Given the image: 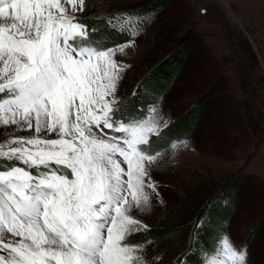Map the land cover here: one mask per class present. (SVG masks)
Here are the masks:
<instances>
[{"label": "snow or ice", "instance_id": "1", "mask_svg": "<svg viewBox=\"0 0 264 264\" xmlns=\"http://www.w3.org/2000/svg\"><path fill=\"white\" fill-rule=\"evenodd\" d=\"M86 36L62 0H0V125L31 132L0 140V264H148L126 240L157 191L149 166L163 153L141 146L162 124L155 106L115 118L125 45ZM246 258L222 231L200 254L201 264Z\"/></svg>", "mask_w": 264, "mask_h": 264}, {"label": "rangeland", "instance_id": "2", "mask_svg": "<svg viewBox=\"0 0 264 264\" xmlns=\"http://www.w3.org/2000/svg\"><path fill=\"white\" fill-rule=\"evenodd\" d=\"M165 1L158 13L136 17L129 13L155 0H76L75 10L69 0H62L68 15L96 22L111 18L110 27L126 31L132 41L122 44L123 51L117 49L114 56L124 68L114 93L118 108L115 118L138 115L155 106L162 124L159 135L141 146L163 155L149 166L156 193L151 194L150 204L143 211H134L144 227L130 235L176 226L184 216L182 211H194L184 196L179 201L180 195L188 192L203 199L205 192L214 189L213 194L219 193L214 204L218 203L222 214L227 209L229 212L224 218L218 209L212 211L215 216L204 214L199 228L196 220L194 243L204 228L211 229L213 241L222 231L234 246L247 250L246 264H264V0ZM185 41L192 46L182 72L168 86L153 85L152 95L136 104L133 113L121 114L154 66ZM97 43L102 48L107 46L102 41ZM204 97L211 103L193 125L190 136L174 137L175 126L170 123ZM184 121L180 120L179 128ZM30 134V130H16L14 125H0V140ZM172 141L187 143L171 149ZM257 226L259 231L252 242L245 244L248 233ZM181 240V235L173 234L137 245L148 264H191ZM213 241L193 248L191 253L199 259L196 264H201V249Z\"/></svg>", "mask_w": 264, "mask_h": 264}, {"label": "trees", "instance_id": "3", "mask_svg": "<svg viewBox=\"0 0 264 264\" xmlns=\"http://www.w3.org/2000/svg\"><path fill=\"white\" fill-rule=\"evenodd\" d=\"M165 0H155V2H152L148 4L147 6H144V8L138 9L137 11L133 13H129L132 16L136 17H143L145 15L150 14H156L160 10L163 9V7L166 5ZM90 15L89 13L85 16ZM127 15V14H126ZM111 18H104L99 20V22L90 20V18L85 17H78L77 22H80L84 25H86V31L87 36L84 38L86 40H95V41H102L106 43V47H114L118 45H122L124 43H127L130 40V37L128 36V33L126 31H117L115 28L110 27V21ZM78 40L80 37L77 38ZM192 46V42L185 41L181 44V46L177 47L176 50H174L167 58H165L163 61H161L159 64H156L154 68L148 73L147 80L144 82V84L140 85L139 87L135 89V94L131 99H128L123 106V109L121 111V114H128L133 113L136 109V104L143 103L145 98H148L152 93L151 87L154 86H161L165 87L168 86L170 82L178 74L182 72V68L185 64H187V61L189 59L190 54V48ZM105 47V48H106ZM137 83L135 82V85ZM134 82H132L131 85H129V89L133 87ZM144 96V97H143ZM137 102V103H136ZM211 103L210 99L207 97L202 98L197 102L196 104L190 106V109L184 113L178 119L177 121L174 120L170 123V125L175 126L173 128L172 134L175 135L174 137H181L186 138L190 136V133L192 131V127L194 124H196L197 120L199 121V117L203 112L208 110L209 107H207ZM116 117V116H115ZM121 117V116H117ZM185 119L184 123H182L180 128L178 127V123H180L181 119ZM250 117H247V120ZM177 122V123H176ZM176 123V124H175ZM165 129V128H164ZM163 130V129H162ZM108 131V130H105ZM164 133V132H163ZM165 134V133H164ZM167 135H165V139H167ZM22 166V165H21ZM34 171V170H33ZM67 174L70 175V172L68 170H64ZM230 183V182H229ZM230 185V184H229ZM236 185V183H235ZM214 189L211 191H207L204 193V198L200 199V196H193L191 193H184L183 195L179 196V201L188 199L189 204L194 208V211H182L184 213V216L181 217L180 223L172 225L169 228H165L164 226L162 228H158L155 230H149L145 231L139 234H132L127 237L126 243H129L131 245H137L142 242H147L149 239L155 240L160 236L162 237H170L175 235H181L182 240V249L186 253L185 258L188 262H191V264H196L199 262V259L196 256H193L192 250L195 249L197 245L199 244H211L213 241V232L210 228H204L199 231V237L198 240L195 242L193 240V233H194V226L196 224V220L199 221V219L204 215L211 213L214 209H218L221 213L219 216L224 218V215L229 212V209H227V212L222 214L220 208L215 202V197L217 194H213ZM222 209V208H221ZM215 216V215H213ZM218 216V217H219ZM259 227H255L252 231H250L245 239V244H248L249 242H252L253 236L259 231ZM262 227V226H261ZM165 228V229H164ZM193 231V232H192ZM164 232V233H163ZM163 235V236H162ZM191 248V251H188V249ZM185 259V260H186ZM193 260V262H192Z\"/></svg>", "mask_w": 264, "mask_h": 264}]
</instances>
